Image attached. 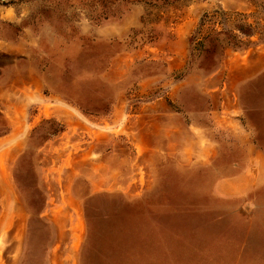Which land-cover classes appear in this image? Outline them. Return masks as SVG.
<instances>
[{
    "label": "rangeland",
    "instance_id": "obj_1",
    "mask_svg": "<svg viewBox=\"0 0 264 264\" xmlns=\"http://www.w3.org/2000/svg\"><path fill=\"white\" fill-rule=\"evenodd\" d=\"M161 99L189 113V135L149 136L134 112ZM7 110L33 125L0 143L25 140L13 177L31 216L0 264H264V167L250 147L264 153V0H0V135ZM135 126L160 154H139ZM248 156L249 194L217 195Z\"/></svg>",
    "mask_w": 264,
    "mask_h": 264
},
{
    "label": "crops",
    "instance_id": "obj_2",
    "mask_svg": "<svg viewBox=\"0 0 264 264\" xmlns=\"http://www.w3.org/2000/svg\"><path fill=\"white\" fill-rule=\"evenodd\" d=\"M249 62V61H248ZM40 77L44 78V74L40 73ZM249 87V86H248ZM24 102V104L30 105V102L28 103ZM33 104V103H32ZM152 107L150 106L147 110H136L134 112L135 117L138 119H143L149 117L151 120V124H153L155 127H149V136L155 137L157 136L160 138H173L175 135L177 136L179 133L184 135H189L190 133V116L189 113H185L184 111L175 110L172 107H169L168 104L165 102V100H154L151 103ZM159 105V107H157ZM170 105V104H169ZM237 110V113H240L242 110L241 106L235 108ZM12 112V111H11ZM7 116L9 115V123L10 126L7 129V131L0 135V143L2 144V141H9L10 138L14 137H20L29 135V131L31 130L32 122L30 119L29 122V128L26 132L23 130V125L18 126L15 122H12V120H15V116L12 113H10L9 110L6 111ZM247 122L249 125V99L247 101ZM41 115V114H40ZM208 119L211 117V114L209 111L206 113ZM205 115V116H206ZM215 115V114H214ZM87 118V117H86ZM89 119V118H88ZM231 126L225 127L231 135L235 137V139H239V141L246 142V149L247 154H249V131L248 129H242L240 127V122H242V119L239 117L237 118H227ZM201 130L206 133L207 127L203 125L201 127ZM127 131V128L125 129ZM31 133V132H30ZM128 135H133L135 138V146L137 148V151L139 154L143 152H150L151 154H160L163 150V146L159 144L152 145L151 147L145 146L142 141L139 139H136L138 137H141L143 134H145V128L143 126L141 127H134L133 132L129 131L127 132ZM147 134V133H146ZM238 141V142H239ZM20 145L25 146V140H17L15 143L9 142L5 147H2L0 149V154H6L7 157L11 154V160H7L5 162V167L1 164L0 165V181L2 183L1 186H3V192L5 195L1 198V204L0 206V253L2 249L7 247L8 239L6 238L10 232H12L13 229L17 228V225L15 224V221L22 222L23 225H21V228H18V233L22 232L23 236L21 237L25 238V235L27 236L29 233L28 228V222L29 217L31 216V213L29 211V205L25 198V196L20 198V190L18 189L17 183L15 181V178L13 177V170L16 167V161L17 157H14V152L16 151H23L20 149ZM188 145V144H187ZM168 146V145H167ZM171 146V144L169 145ZM251 150L256 152L255 153V161H258L261 165V167H264V153L260 149H257L256 147L252 146L251 144ZM253 147V148H252ZM25 149V148H23ZM181 152H188L189 147H186V145H181ZM215 153L217 151V146H214ZM213 150V152H214ZM204 158L209 159L210 156H204ZM152 168V167H151ZM251 169V165L249 164V156L247 160L244 163L239 164V169L235 171L234 173H231L227 177H222L219 179L215 184V192L217 195L223 196V197H240L244 195H248L251 189L253 188L255 184V178L250 176L249 172ZM148 180V179H147ZM150 185H155L158 181L156 176L151 177L148 181H145ZM108 183V180L102 178L101 180L98 179H91L90 184L91 187L98 186V185H105ZM1 188V189H2ZM27 222V225L24 226V223ZM7 239V240H6ZM14 239V237L12 238ZM2 257L0 256V262L2 263Z\"/></svg>",
    "mask_w": 264,
    "mask_h": 264
}]
</instances>
